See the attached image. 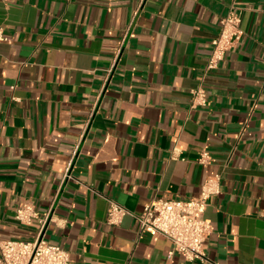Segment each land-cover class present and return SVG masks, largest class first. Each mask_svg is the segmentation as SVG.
I'll return each instance as SVG.
<instances>
[{
  "label": "crops",
  "instance_id": "1",
  "mask_svg": "<svg viewBox=\"0 0 264 264\" xmlns=\"http://www.w3.org/2000/svg\"><path fill=\"white\" fill-rule=\"evenodd\" d=\"M232 6L242 39L203 77ZM0 37V240L73 264H264V0H0ZM212 175L205 261L169 258L133 217L107 224L110 201L140 213ZM24 203L43 229L16 219Z\"/></svg>",
  "mask_w": 264,
  "mask_h": 264
},
{
  "label": "built area",
  "instance_id": "2",
  "mask_svg": "<svg viewBox=\"0 0 264 264\" xmlns=\"http://www.w3.org/2000/svg\"><path fill=\"white\" fill-rule=\"evenodd\" d=\"M242 11L232 6L221 19L220 31L212 41V52L204 69V76L216 71L227 53L241 41ZM3 37H0L2 40ZM207 92L203 87L192 91V106H205ZM212 157L207 150L200 153L198 163L208 167ZM221 175L205 179L200 194L190 199H154L146 204L140 213L127 210L116 202L110 201L107 224L119 226L126 217H133L139 225L140 234L162 236L173 244L175 254L187 262L205 261L206 242L213 231L211 222L206 218L210 200L221 193ZM16 219L25 225L37 220L41 229L49 222V214L40 218L32 203H24L16 211ZM0 264H73L70 254L60 246L52 245L39 237L33 242L21 240H0Z\"/></svg>",
  "mask_w": 264,
  "mask_h": 264
}]
</instances>
